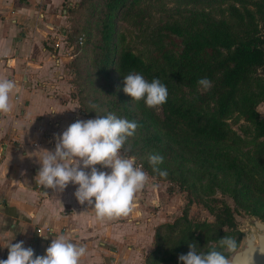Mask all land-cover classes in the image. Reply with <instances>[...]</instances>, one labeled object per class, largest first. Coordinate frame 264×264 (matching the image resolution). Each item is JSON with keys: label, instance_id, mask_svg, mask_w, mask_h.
I'll use <instances>...</instances> for the list:
<instances>
[{"label": "rangeland", "instance_id": "obj_1", "mask_svg": "<svg viewBox=\"0 0 264 264\" xmlns=\"http://www.w3.org/2000/svg\"><path fill=\"white\" fill-rule=\"evenodd\" d=\"M229 4L217 0H137L130 11L116 17L117 48L129 49L146 63L167 71L160 44L178 54L182 40L167 37L163 27L197 11L219 18ZM250 9L264 36V10L257 6ZM61 10L68 19L61 42L64 54L70 58L67 78L70 77L71 98L88 119L108 114L127 119L123 110L111 102L100 69L101 53L97 44L101 38L103 0H80L73 6L63 5ZM57 33H62L61 28ZM111 74L123 91V79L114 71ZM255 76L264 78V68L258 69ZM207 90L201 86L190 90L176 83L169 88L174 97L183 99H192L196 93ZM126 96L136 118L145 120L153 136L161 141L156 143L138 127L125 144V148L131 145L132 149L127 155L136 157L137 165H142L156 185L167 193L161 205L155 206L156 212H151L164 208V215L171 214L167 221L155 225L154 245L149 253L157 251L156 258L146 260V256L142 264H180L178 257L188 253L189 243L195 242L198 251L207 252L222 237L236 239L239 249L243 232L252 229L249 219L257 216L264 222V194L247 189L224 166L230 162L235 169L245 171L264 192V165L255 162L252 156L258 142L254 124L233 114L227 120L234 134L231 140L221 144L199 142L190 139L183 127L169 123L162 106L148 108ZM257 112L264 119V103L258 105ZM152 153L163 156L159 167L167 172L166 176L152 171L147 161Z\"/></svg>", "mask_w": 264, "mask_h": 264}, {"label": "crops", "instance_id": "obj_2", "mask_svg": "<svg viewBox=\"0 0 264 264\" xmlns=\"http://www.w3.org/2000/svg\"><path fill=\"white\" fill-rule=\"evenodd\" d=\"M79 1L0 0V79L19 88L10 96L11 113H0V245L23 241L34 256L43 255L51 239L63 234L86 246L80 264H142L153 248L155 225L171 215H164V208L151 212L167 193L150 176L136 193L132 212L103 221L77 202V185L58 192L36 178L45 150L55 148L54 137L76 120H88L71 98L70 58L61 42L68 23L61 8ZM39 228L52 232L38 235ZM7 255L0 247V260Z\"/></svg>", "mask_w": 264, "mask_h": 264}, {"label": "trees", "instance_id": "obj_3", "mask_svg": "<svg viewBox=\"0 0 264 264\" xmlns=\"http://www.w3.org/2000/svg\"><path fill=\"white\" fill-rule=\"evenodd\" d=\"M217 1L230 3L219 18L197 11L163 27L167 37L182 40L178 54L160 44L167 65L165 71L146 63L129 49L117 48L116 17L130 11L137 0H103L101 38L97 46L101 53V73L108 86L107 94L111 102L123 110L127 120L138 122L146 136L161 143L153 136L147 122L136 118L128 97L117 86L111 73L114 71L122 79L129 73H139L149 82L158 78L168 89L167 102L161 106L169 123L183 127L192 140L221 144L234 136L227 120L236 114L245 122L254 124V137L258 142L252 156L255 162L264 165V119L257 112L258 105L264 103V78L255 76L258 69L264 68V36L255 13L250 9L257 6L264 10V0ZM201 78L211 81V87L204 93H196L192 99L174 97L169 92L172 83L195 90ZM224 167L231 170L247 189L264 194L248 173L235 169L230 162ZM157 253L148 254L146 260L155 259Z\"/></svg>", "mask_w": 264, "mask_h": 264}, {"label": "clouds", "instance_id": "obj_4", "mask_svg": "<svg viewBox=\"0 0 264 264\" xmlns=\"http://www.w3.org/2000/svg\"><path fill=\"white\" fill-rule=\"evenodd\" d=\"M197 84L204 89L211 87L207 78L199 79ZM123 85L126 95L133 101L143 100L148 108L167 102L168 89L158 78L148 82L139 73H129L123 77ZM18 92L15 81L0 79V113H11L10 96ZM138 127L135 120L118 118L115 114L76 120L54 137V150H45L39 160L37 182L58 192L70 183L77 185L73 193L75 199L91 207L98 221L127 216L133 211L136 193L150 180L143 166L137 165L136 157L127 155L132 150L131 145L125 148L127 139ZM163 159L158 153L147 157L152 171L160 176L167 175L159 167ZM96 165L108 171L99 170ZM0 247L8 249L7 258L0 260V264H80L86 253V246L70 242L63 234L51 239L43 255L34 256V250L24 247L23 241L12 243L7 239ZM238 247L237 240L232 237L220 238L207 252L198 251L193 242L188 244V253L180 255L178 261L180 264H232L226 253L235 254Z\"/></svg>", "mask_w": 264, "mask_h": 264}, {"label": "water", "instance_id": "obj_5", "mask_svg": "<svg viewBox=\"0 0 264 264\" xmlns=\"http://www.w3.org/2000/svg\"><path fill=\"white\" fill-rule=\"evenodd\" d=\"M248 223L253 230L243 232L241 247L230 255L232 264H264V222L253 216Z\"/></svg>", "mask_w": 264, "mask_h": 264}, {"label": "built area", "instance_id": "obj_6", "mask_svg": "<svg viewBox=\"0 0 264 264\" xmlns=\"http://www.w3.org/2000/svg\"><path fill=\"white\" fill-rule=\"evenodd\" d=\"M80 41V43H81V39L79 40ZM36 232H37V234L38 235H41L42 233H47V234H49V233H51L52 232V230L50 229V228H44V229H37L36 230Z\"/></svg>", "mask_w": 264, "mask_h": 264}]
</instances>
